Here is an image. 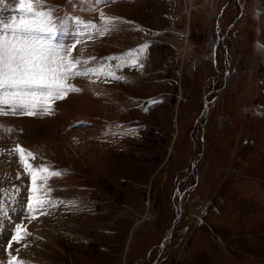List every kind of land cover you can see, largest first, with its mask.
Returning <instances> with one entry per match:
<instances>
[{
    "label": "rangeland",
    "instance_id": "obj_1",
    "mask_svg": "<svg viewBox=\"0 0 264 264\" xmlns=\"http://www.w3.org/2000/svg\"><path fill=\"white\" fill-rule=\"evenodd\" d=\"M18 4L0 0V22L18 18ZM41 7L57 24L99 26L101 11L131 24L81 37L72 55L95 57L78 67L97 74L71 79L81 91L51 115L0 116V189L21 186L26 204L31 179L17 144L35 155L30 163L61 173L38 183L63 203L24 219L31 235L11 255L26 264H264V0ZM74 31L69 23L56 42L75 43ZM129 53L142 69L114 67ZM10 215L0 221L3 264L21 222Z\"/></svg>",
    "mask_w": 264,
    "mask_h": 264
},
{
    "label": "snow or ice",
    "instance_id": "obj_2",
    "mask_svg": "<svg viewBox=\"0 0 264 264\" xmlns=\"http://www.w3.org/2000/svg\"><path fill=\"white\" fill-rule=\"evenodd\" d=\"M113 2L114 0H93L96 5ZM41 6L42 0H19L18 18H12L10 23L0 22V116L51 115L55 101L65 99L69 93L81 91L79 87L69 83L71 79L97 74L96 69L82 70L78 67L81 64H89L95 57L82 59L72 55L77 44L81 43V37L89 35L91 38V30L103 37L115 29L117 23L131 24L120 17L107 16L103 11L100 12L99 26L91 21L85 22L73 17H65L57 24L52 19V11L42 10ZM69 23L75 28L72 35L75 43L70 46L57 43V33L66 31ZM147 47L148 45L144 44L131 51L140 54ZM120 61L115 68H143V64L131 53L121 57ZM100 72L103 73V67ZM107 76L117 81L124 79L115 75L114 70L109 71ZM149 103L155 104L156 101ZM12 151L18 153V162L24 170V175L30 177L31 185L23 188L27 193L26 204L21 196V186L14 185L10 191L0 189V221L13 223L10 213L21 216V222L15 223L14 229L10 230L11 238L7 243L9 259L6 264H26L20 257L11 255L13 242L19 244L31 235L23 224L24 219L34 220L37 218V212L41 215L47 214L41 211L46 205L63 203L46 199L52 189L45 183H38L57 177L61 173L49 171L47 166L30 163V160L36 159L35 155L19 144L15 145Z\"/></svg>",
    "mask_w": 264,
    "mask_h": 264
},
{
    "label": "bare ground",
    "instance_id": "obj_3",
    "mask_svg": "<svg viewBox=\"0 0 264 264\" xmlns=\"http://www.w3.org/2000/svg\"><path fill=\"white\" fill-rule=\"evenodd\" d=\"M59 146H61V145H58V147H59ZM63 146H64V145H63ZM3 170H5V169H3L2 166H0V173H1ZM5 171H6V170H5Z\"/></svg>",
    "mask_w": 264,
    "mask_h": 264
},
{
    "label": "water",
    "instance_id": "obj_4",
    "mask_svg": "<svg viewBox=\"0 0 264 264\" xmlns=\"http://www.w3.org/2000/svg\"><path fill=\"white\" fill-rule=\"evenodd\" d=\"M206 108V102H204V109Z\"/></svg>",
    "mask_w": 264,
    "mask_h": 264
}]
</instances>
